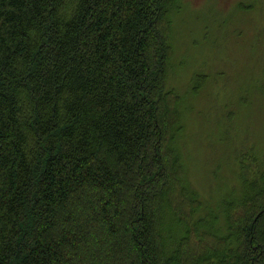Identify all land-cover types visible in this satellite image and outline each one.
Here are the masks:
<instances>
[{
	"label": "trees",
	"instance_id": "1",
	"mask_svg": "<svg viewBox=\"0 0 264 264\" xmlns=\"http://www.w3.org/2000/svg\"><path fill=\"white\" fill-rule=\"evenodd\" d=\"M181 1L0 0V264H264L255 153L218 210L183 177Z\"/></svg>",
	"mask_w": 264,
	"mask_h": 264
},
{
	"label": "rangeland",
	"instance_id": "2",
	"mask_svg": "<svg viewBox=\"0 0 264 264\" xmlns=\"http://www.w3.org/2000/svg\"><path fill=\"white\" fill-rule=\"evenodd\" d=\"M180 5L167 82L184 97L176 148L188 185L218 210L240 192L236 155L264 164V0Z\"/></svg>",
	"mask_w": 264,
	"mask_h": 264
}]
</instances>
